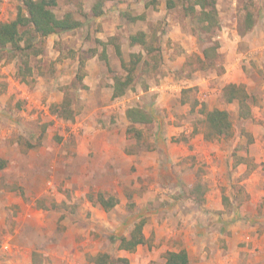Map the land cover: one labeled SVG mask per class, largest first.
I'll return each mask as SVG.
<instances>
[{"label":"rangeland","instance_id":"374dc122","mask_svg":"<svg viewBox=\"0 0 264 264\" xmlns=\"http://www.w3.org/2000/svg\"><path fill=\"white\" fill-rule=\"evenodd\" d=\"M166 2L110 0L104 4L103 14L93 18L95 0H57L54 14L61 18L70 13L81 27L36 40L34 49L40 52L29 58L33 75L25 82L18 78V59L4 55L0 60L2 135H12L11 142H17L22 151L16 159L17 151H0L1 159L9 157L2 160L6 165L0 170V264H94L99 253L127 259V264H163L167 251L180 249L189 252L192 264H198L199 240L194 227L202 229L211 220L216 223L221 214L229 215L230 204H250L252 197L258 198L256 204H264V189L263 195L251 188L247 192L241 185L244 173L239 170L246 165L249 174L255 170L264 173V161L254 160L264 152V69L254 70L253 63L254 58H263L264 50L248 45V38L262 34H247L257 22L264 28V0H215L218 23L209 30L201 27L206 23L197 13L186 15L187 5L175 1V7L167 9ZM22 7L21 0H0V23L13 21ZM137 32H144L148 44L159 51L157 65L141 47L129 45L128 37ZM114 36L126 62L130 53L143 56L133 88L117 99L109 96L113 77L124 72L108 44ZM213 44H218L216 57L211 63H198L203 50ZM80 61L84 76L77 81ZM87 66H91V75ZM64 71L68 77L60 85L58 73ZM250 73L254 80L246 78L248 86L237 83L238 77ZM85 78L90 79L88 84ZM229 84L243 86L249 95V118H239L237 102L225 101L223 92ZM22 92H33L30 105ZM58 94L69 95L71 110L76 113L71 123L78 130L70 133L73 126L61 123L67 129L59 133L55 120L61 119L57 107L63 102L55 101ZM112 105L122 110L139 106L151 117L149 124L135 128L141 132L140 139L127 133V119ZM202 109L227 111L231 136L206 140ZM25 118L28 120L20 124ZM83 122L88 129L99 127L98 138L105 141L101 152L105 169L103 176H97L96 169L92 179L85 178L91 182L78 178L79 183L70 174L76 168L70 167H92L91 160L80 159L75 164L67 160L72 143L84 136ZM92 122L97 127H91ZM6 142L3 147L10 139ZM167 149L180 159L176 162L180 170H191V189L183 190L181 177L165 159ZM154 154H160L158 163L163 165L149 162ZM134 155L141 158L137 165ZM196 186L202 188L201 194ZM98 193L113 197L115 205L91 210L88 195ZM208 195L220 200L224 211L203 205ZM190 200L194 204H186ZM140 220L144 221L146 243L134 252L118 250L119 238H128ZM210 255L206 252L208 261Z\"/></svg>","mask_w":264,"mask_h":264},{"label":"trees","instance_id":"16d2710c","mask_svg":"<svg viewBox=\"0 0 264 264\" xmlns=\"http://www.w3.org/2000/svg\"><path fill=\"white\" fill-rule=\"evenodd\" d=\"M106 1L110 0H95L92 7L93 18L103 14V6ZM112 1V0H111ZM114 1V0H113ZM119 1V0H117ZM140 1V0H137ZM175 1L181 5H187L185 8L186 15L197 13L201 19L204 30H209L218 22L216 20L215 0H167L166 8L172 9L175 7ZM22 9L19 10L17 17L10 22L0 23V60L3 56L16 58L20 61L18 78L20 82H25L27 77H32V70L29 66V58L38 55L40 50L35 48V41H42L50 36L66 34L81 27V22L74 19L70 13H66L63 17H57L53 8L57 4V0H21ZM199 9V12H197ZM250 21V20H249ZM130 46H139L150 55L156 65L159 62V54L157 48L148 44L147 35L144 32H137L128 37ZM153 42V40H152ZM108 44L113 47L115 55L120 61L121 69L124 75L113 77L112 99H117L125 94L127 90L133 88L135 80V70L142 63L143 56L141 53H130L129 61L123 59V54L118 43V37H111ZM218 44L205 48L202 52L203 59L197 58L198 63L206 64V61H211L216 57V49ZM156 52V54H155ZM11 53L12 55H7ZM153 53V54H152ZM105 63L108 65L106 56L102 55ZM79 75L76 76L77 81H82L84 76L83 61L79 62ZM223 95L227 103L237 102L239 118L246 119L251 116V109L248 104L249 95L241 85L229 84L224 88ZM68 94L65 95L63 103L57 107V115L64 120H72L76 115L71 110V101ZM56 112V111H55ZM204 116V137L206 140H213L219 137H230L232 134V122L229 113L225 110L213 109L211 111L201 110ZM126 117L130 122L127 128V133H135L137 138L141 137L140 131L133 127V124H149L151 117L140 107H131L126 110ZM6 162L0 160V170L3 169ZM195 191H202L201 187H195ZM88 200L92 204H99L104 209L112 208L116 201L113 197H105L98 193L96 196L89 194ZM201 200L202 199H197ZM144 221L140 220L134 224L129 237L121 236L119 238L118 250L126 252H134L135 249L146 243L142 229ZM163 264H189V257L184 249L178 251H167L164 256ZM92 262L94 264H116L118 262L127 264V259H113L108 254H97Z\"/></svg>","mask_w":264,"mask_h":264},{"label":"crops","instance_id":"0c3cea01","mask_svg":"<svg viewBox=\"0 0 264 264\" xmlns=\"http://www.w3.org/2000/svg\"><path fill=\"white\" fill-rule=\"evenodd\" d=\"M259 23L260 22H257L256 24L251 26L249 28L250 31H248L247 34L253 32L254 34L259 33L262 35L260 37H257L256 35L251 34V36L252 35L253 36L251 39L248 38V41H249L248 45L250 47L257 45V48L255 50L260 49L262 51V49L264 50V47H263L264 42H262L261 39H263V37H264V35H263L264 34V28H263V25L261 26V25H259ZM68 33H66V34H68ZM248 36L250 37V35H248ZM261 51H260V53H261ZM261 54H264V53H261ZM90 60H92V59H90ZM87 62H89V65H90L91 62L90 61H87ZM75 63H76V61H75ZM253 63H255L254 65H256L254 70H258V69L263 70L264 69V56L262 59L254 58ZM85 69L88 70L89 71L88 74L91 75L90 74L91 73L90 72L91 66H89V67L87 66V68L85 67ZM253 74L250 73V74H248V76L243 75V76H241V78L238 77L237 83L241 82V83L246 84V86H248L246 78L248 79V81L250 79V81L252 82L254 80V77L252 78ZM67 77H68L67 71H64L63 73H58V79L57 80H58V82L59 81L61 82L60 85H62V81L66 80ZM85 80L87 81V84H88L90 79L85 78ZM30 94L33 95V92L32 93L22 92V97H23V99H25L26 103H29L28 105H30L32 103V96ZM109 96L111 98L112 94H109ZM63 97H64V95L61 96L58 94L55 101L57 100V102H59V101L63 102L62 101V100H64ZM119 105H120V103H119ZM111 107H114V108H112L114 110H116V109L119 110L121 112V114L123 116H125L124 118L127 119L126 110L128 108H131L134 106H127L123 110L120 109L119 107L115 108V106H113V105ZM0 111H1V108H0ZM111 113H114V112L112 111ZM20 115L24 116V112H22V114H20ZM28 118H25V120H21L20 124L26 122V120H28ZM74 118H75V116H74ZM74 118L72 120H64L62 118L60 120H55L57 123H59L58 124L60 127L59 133H64V131H65L64 129H67V128H65L67 126L62 125L61 123L68 124L69 127L73 126L71 128V130L69 129L70 133L72 131L78 130L77 125L72 124L73 123L72 121L74 120ZM127 121H128V119H127ZM0 123H2L1 120H0ZM127 125L128 126L131 125L129 121H128ZM92 126L97 127V125H95V122L91 123V127ZM138 126L142 128L145 125L144 124H133L134 128H137ZM80 127H81V129L83 128L84 136L80 141L77 138L76 144H75V142L71 141V142H73L72 146H71L73 148L71 150L72 152L69 151L70 158L67 161L73 163L74 161L77 162L80 159L81 160L85 159L86 161H89V159H90L91 160L90 166H92V167H85L84 164H81V165L76 164V165H72V167H70L71 170H75V168H76L77 171L71 172L70 174L72 176H75L77 178V180L79 178V179H84V180L88 181L87 179H90V178L92 179V177L94 175L93 171H96V169H98V172L96 171L97 173H95V174H97V176H103V171L105 169V165H104L105 156L102 157L101 152H103V148H105V141H102V139L98 138V137H100V135H98V133H97V130H99V127L93 128V129H90V128L88 129V124H86L84 122L80 124ZM4 132H5V127L2 124H0V137L4 136V135H2V133H4ZM6 132H7V130H6ZM125 137H126V135H125ZM12 138H13L12 135H6L5 137L0 139V151H2V150L7 151L8 149H10L11 151L15 150V151H17V156L14 157L13 159H16L19 156H22V151L20 152L21 148L18 146L19 144L17 142H11ZM102 138L105 140V137H102ZM140 138H137V139H140ZM9 139H10V142H8L7 146L3 147L2 144L7 143L6 140H9ZM64 139H66V138H64ZM81 141L83 143H81ZM81 146H82V149L80 148ZM83 150H85L86 152L84 153ZM81 151H82V154H80ZM88 152L93 153L94 154L93 157L88 156L89 155ZM75 153H78L79 155H77V154L75 155ZM165 154H166L165 159H167L168 162H170V165L173 166V169H172L173 172L175 174H177L179 178L181 177L182 182L184 183V186H185V188L182 187L183 190L191 189L193 186V182H194V180H192L193 174H190L191 170L189 168L188 169L183 168V170H180L177 166L178 163H176V162L180 161V159L177 157L176 154H174L170 150L167 149V152ZM252 156L253 155L250 154V157H252ZM152 157H153V160L152 161L149 160V162L150 163L154 162V163L159 164L158 163L159 157L161 158L160 154H154ZM149 158L152 159L151 157H149ZM3 159L5 161H7V160H9V157H5V158L3 157ZM3 159H1V154H0V160H3ZM132 159L135 162L134 165H137V161H139V159H141V158L138 157L137 155H134L132 157ZM254 160L264 161V152H262L260 154V156H257V158ZM160 161H161V159H160ZM161 162H163V158H162ZM243 163H244V161H243ZM73 164H75V163H73ZM160 164L163 165V163H160ZM159 165H157V166H159ZM176 168H178V169H176ZM239 170H240V173H244L243 177L245 179L243 182H241V185L245 186V188L247 189V192L249 191V188H251L255 192H257V194L263 195L262 194L263 191H261V190L264 189V173H259L257 170H255L254 172L249 174V172L246 170V165H241ZM238 175L239 174H234L235 177H239ZM85 178H87V179H85ZM189 179H191L192 181H188ZM80 181H83V180H80ZM78 182H79V180H78ZM88 182H91V181H88ZM233 182L235 184H237V181H233ZM78 185L80 186V184H78ZM87 190L88 189H86L85 191H87ZM158 190H159V188L156 189V191H158ZM210 198H211V196L208 195L206 197V199L204 200L203 205L205 204L211 210L224 211L223 204L220 203V200H211L212 198L211 199ZM257 199L258 198H256V197H252L250 202H249L250 204H230L229 215H227L225 213L221 214V218L217 219L218 221L216 223H214V221L211 220V223L208 224L209 226L202 227L203 230L199 228V225L194 227L195 228L194 232L197 234V236H198L197 239L199 240V243H197L198 249H197V254H196V259H197L198 264H214V261H216V264H241V262H243V261H244L243 262L244 264H248V263L252 264L253 263L252 261H254V262L255 261H261V263L264 264V204H256V201H258ZM192 201L193 200H190L186 204H194ZM91 206H92L91 210H93V211H95L93 206H98V207L102 208L103 210H105L99 204H92L91 203ZM143 209H144V206H142V208L139 207L138 211L139 210L142 211ZM206 252H209L211 254L209 256V261L206 259ZM187 254L189 257V264H192L188 251H187ZM211 257H214V259H211ZM244 258H246V260H244Z\"/></svg>","mask_w":264,"mask_h":264}]
</instances>
